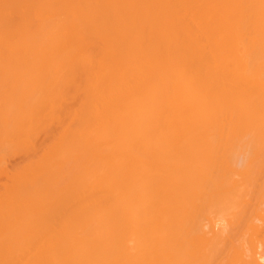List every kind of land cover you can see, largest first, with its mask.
Wrapping results in <instances>:
<instances>
[{
	"label": "bare ground",
	"instance_id": "1",
	"mask_svg": "<svg viewBox=\"0 0 264 264\" xmlns=\"http://www.w3.org/2000/svg\"><path fill=\"white\" fill-rule=\"evenodd\" d=\"M0 179V264H264V0H0Z\"/></svg>",
	"mask_w": 264,
	"mask_h": 264
},
{
	"label": "rangeland",
	"instance_id": "2",
	"mask_svg": "<svg viewBox=\"0 0 264 264\" xmlns=\"http://www.w3.org/2000/svg\"><path fill=\"white\" fill-rule=\"evenodd\" d=\"M16 160H17V158H15ZM14 158H9L8 159V161L6 162L7 164L6 165H8V167L10 166V165H12V164H14L15 162H14V160H15ZM2 182V179H0V183Z\"/></svg>",
	"mask_w": 264,
	"mask_h": 264
}]
</instances>
